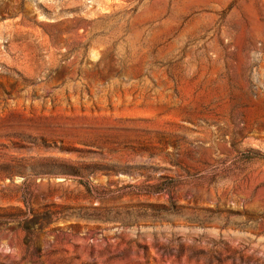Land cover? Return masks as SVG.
I'll return each mask as SVG.
<instances>
[{
  "label": "rangeland",
  "instance_id": "1",
  "mask_svg": "<svg viewBox=\"0 0 264 264\" xmlns=\"http://www.w3.org/2000/svg\"><path fill=\"white\" fill-rule=\"evenodd\" d=\"M0 264H264V0H0Z\"/></svg>",
  "mask_w": 264,
  "mask_h": 264
}]
</instances>
